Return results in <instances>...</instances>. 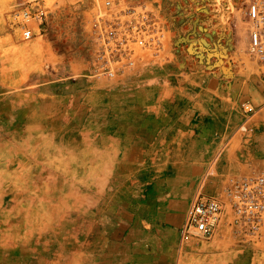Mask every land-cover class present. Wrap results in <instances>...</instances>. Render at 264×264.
Segmentation results:
<instances>
[{
    "label": "rangeland",
    "instance_id": "1",
    "mask_svg": "<svg viewBox=\"0 0 264 264\" xmlns=\"http://www.w3.org/2000/svg\"><path fill=\"white\" fill-rule=\"evenodd\" d=\"M159 1L44 0L48 14L41 35L23 41L12 16L18 0H0V245H33L43 264L53 253L79 264L77 256L69 258L86 237L91 249L95 243L99 249L119 243L125 254L122 246L130 242L129 264H153L160 257L154 229L165 226L152 216L146 220L152 232L139 235L131 228L135 216L142 225L145 221L137 213L143 202L177 198L174 192L182 187L191 196L201 191L223 198L229 180L240 176L221 165L231 137L250 135L252 117L246 119L239 104L232 110L231 129L218 135L210 157L199 155L192 187L187 186L190 156L165 154L166 139L131 137L137 131L158 132L165 124L146 123L137 103L134 111L130 92L112 86L148 66H176L180 44L190 64L227 78L255 74L264 80V65L248 52L247 0H183L185 7L181 0H168L167 8ZM143 2H150L166 25L162 49L157 55L143 51L133 71L98 76L97 18L108 20ZM261 112L257 108L254 116ZM237 154L246 158L243 149ZM147 237L148 246L139 249ZM174 250L179 264H264V238L247 241L225 227L207 240L181 241L178 235Z\"/></svg>",
    "mask_w": 264,
    "mask_h": 264
},
{
    "label": "crops",
    "instance_id": "2",
    "mask_svg": "<svg viewBox=\"0 0 264 264\" xmlns=\"http://www.w3.org/2000/svg\"><path fill=\"white\" fill-rule=\"evenodd\" d=\"M173 1L177 3V0ZM159 3L165 8L169 6L168 0H160ZM179 4L185 7L183 0ZM184 30L182 27L176 32L179 34V31ZM184 47L180 44L182 52L175 56L176 66L145 67L141 71L132 72L126 77L125 82L120 84L121 86L116 85L112 88L117 87V90L130 92L134 111L137 103V108H143V120L146 123L165 124L158 132L137 131L132 132L131 137L166 139L165 154L179 153L190 156V165L186 166L190 169V185L187 186L192 187L197 180L195 175L199 155H205L208 159L219 143L215 142L218 135L231 129V114L235 105L248 103L264 111V80L255 74L252 79H249V76H243L242 79L237 76L227 78L219 70L208 69L195 62L190 64ZM251 117L248 122L250 135L247 139L241 134L233 135L229 142V150L222 157L221 165L228 173L241 175L254 167H259L260 156L264 154V112L257 116L253 114L249 118ZM240 149L246 154L243 160L238 158L237 150ZM174 193L177 198H149L148 202L144 201L142 211H137L145 218L143 225L139 215L134 217L131 225V228L136 227L139 235L152 232L146 221L152 216L158 219L160 225L165 226L154 229V233L160 235L157 240L160 257L153 264L180 263L177 262V258L173 260L172 252L175 251L179 228L193 196L189 188L183 187ZM145 202L148 205H145ZM83 218L86 222V213ZM149 240V237L144 238L139 249L140 247L146 249ZM61 245L65 246L66 243L63 242ZM74 246L78 247L77 254L74 253L69 260H72L71 258L75 260L77 256L79 264H129L134 252L130 242L122 246L121 251L128 252L126 254L119 252V243L114 249L105 247L99 249L98 243H95L91 249L93 244L87 242V237ZM103 251L116 253L108 254ZM107 257H110V261H107ZM67 260L65 254L53 253L52 258L46 260V264H69ZM0 264H43V260H39L38 248H34L33 245L28 248L22 244L11 243L0 245Z\"/></svg>",
    "mask_w": 264,
    "mask_h": 264
},
{
    "label": "built area",
    "instance_id": "3",
    "mask_svg": "<svg viewBox=\"0 0 264 264\" xmlns=\"http://www.w3.org/2000/svg\"><path fill=\"white\" fill-rule=\"evenodd\" d=\"M47 12L44 0H18L12 16L21 40L41 35ZM244 16L248 52L264 65V0H247ZM96 25L99 46L93 62L98 76L115 78L133 71L143 51L157 55L164 44L166 25L150 2L130 6L108 20L99 16ZM241 107L246 119L257 111L248 103ZM222 194L223 198L201 191L193 195L179 229L181 241L210 239L221 227L247 241L264 238V165L231 178Z\"/></svg>",
    "mask_w": 264,
    "mask_h": 264
},
{
    "label": "bare ground",
    "instance_id": "4",
    "mask_svg": "<svg viewBox=\"0 0 264 264\" xmlns=\"http://www.w3.org/2000/svg\"><path fill=\"white\" fill-rule=\"evenodd\" d=\"M30 166H31V165H30ZM32 166H33V165H32ZM42 173H43V172H42ZM29 175H30V174H29ZM7 178H8V177H7ZM26 178H27V177H26ZM36 179H37V178H36ZM36 179H35V180H36ZM41 185H42V184H41ZM43 185H44V184H43ZM43 190H44V189H43ZM42 192H43V191H42ZM44 194H45V193H44ZM46 195H47V194H46ZM46 198H47V197H46Z\"/></svg>",
    "mask_w": 264,
    "mask_h": 264
}]
</instances>
